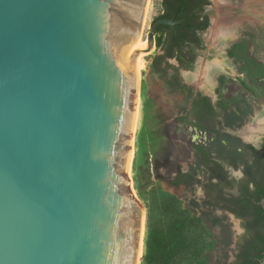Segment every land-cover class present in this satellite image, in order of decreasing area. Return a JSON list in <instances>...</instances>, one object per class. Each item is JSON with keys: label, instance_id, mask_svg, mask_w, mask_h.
I'll return each mask as SVG.
<instances>
[{"label": "water", "instance_id": "1", "mask_svg": "<svg viewBox=\"0 0 264 264\" xmlns=\"http://www.w3.org/2000/svg\"><path fill=\"white\" fill-rule=\"evenodd\" d=\"M150 6L0 0V264H143L136 64L156 54L158 26L178 24L156 20L133 47ZM219 8L217 23L241 13Z\"/></svg>", "mask_w": 264, "mask_h": 264}, {"label": "rangeland", "instance_id": "2", "mask_svg": "<svg viewBox=\"0 0 264 264\" xmlns=\"http://www.w3.org/2000/svg\"><path fill=\"white\" fill-rule=\"evenodd\" d=\"M208 1L209 27L200 35L204 50L197 54L191 73H179L181 82L193 92H201L199 82L204 81L203 73L207 67L226 63L227 67L211 74L210 87L213 94L208 96L215 101V78L223 75L225 84L221 88L222 96L244 98L252 105L251 113L245 121V125L251 128L255 117L264 113V79L252 83L261 93V98L254 101L242 94L236 83V77L242 76L238 73L241 64L228 59L226 50L243 36L247 57L264 65V22L242 23L234 37L221 49L215 35L216 26L221 22L217 23L216 17L220 4L228 2L226 4H229V9L240 8L246 0H222L223 3H220L221 0ZM161 12V0H152L147 29L140 31L143 40L146 41L152 21ZM231 14L236 13L231 11ZM156 54H161L158 49ZM152 58L141 62L144 85L135 140L138 154L132 161V182L148 216L147 232L153 229L164 231L173 221H184L188 246L176 258L175 264L222 263L227 258L225 246L221 231L212 224V220L222 219L226 230L231 232L232 241L239 237L241 230L238 221L232 216H225L220 211H212L203 206L201 184L206 179V166L198 152H205L210 161L228 168L226 159L230 155L231 144L214 139L195 128L190 112L191 99L186 92L170 89L167 82L151 70ZM169 63L174 64L173 60ZM187 74L194 76V81H189ZM202 94L207 95L204 92ZM183 179L191 185H182L180 181ZM229 246L233 247V243Z\"/></svg>", "mask_w": 264, "mask_h": 264}, {"label": "trees", "instance_id": "3", "mask_svg": "<svg viewBox=\"0 0 264 264\" xmlns=\"http://www.w3.org/2000/svg\"><path fill=\"white\" fill-rule=\"evenodd\" d=\"M208 6H210L208 0H161L162 12L152 21L153 23L159 19H169L178 22L173 28L163 25L157 27L154 35V43L161 54L154 55L150 68L155 74L167 82V86L170 89L174 91L187 90L188 98L190 99L191 90L182 85L179 78V70H192L196 57L195 50L204 49L200 35L209 27V17L205 13ZM156 36L159 37L156 39ZM242 50L243 45L237 43L229 51L228 55L232 58L240 59L239 53ZM170 60H173L176 65H171L169 63ZM248 64L253 66L254 76H258L260 73L264 75V68L252 62H248ZM220 82H223L222 79ZM239 82L244 89L251 90L244 81L240 80ZM216 108H219L226 114L227 105L223 101L212 105L208 98L200 95L191 99L190 112L196 122L195 125L199 129L215 135L219 139L223 138L224 140H230L232 143L234 142L236 145H240L237 139L222 134L216 129V118L218 116ZM234 121L228 122L225 126H232ZM241 148L254 155L252 163H245L244 167L247 174L253 178L255 186L251 191L247 189L242 191L239 198L231 201V206L224 207L223 209L230 211L237 217L244 215L264 216L262 207H259L257 204L264 199V165L260 166L261 161L257 158V152L251 146L241 145ZM199 153L202 163L206 166L208 181L210 182L215 178V173L221 169V165L218 162L210 161L205 152L199 150ZM238 165L236 162L234 166L237 167ZM253 169H255L254 172ZM259 172H263L261 177H259ZM185 178L187 179L188 176ZM259 178H262L261 182ZM186 179L180 182L182 185L188 187L191 184ZM206 186L204 185V187ZM193 205L195 207L197 206L195 203ZM204 205L207 207L213 206L210 201H205ZM213 208L216 207L213 206ZM212 224H220V220L214 219L212 220ZM185 232H187L185 222L178 220L173 221L164 231L158 229L149 230L144 242V264H175L176 258L188 246V237ZM251 247H256L255 243H252Z\"/></svg>", "mask_w": 264, "mask_h": 264}, {"label": "flooded vegetation", "instance_id": "4", "mask_svg": "<svg viewBox=\"0 0 264 264\" xmlns=\"http://www.w3.org/2000/svg\"><path fill=\"white\" fill-rule=\"evenodd\" d=\"M236 29L237 28L235 27L234 33L229 35L228 39H223L222 42L225 40L227 43L229 40H231L235 35ZM245 42H246L245 37L242 36L238 41L232 43L226 50V57L241 64L238 68V73L241 74L242 76L236 77V83L242 94L247 95L248 97H250V99L255 101L261 98L262 95L253 87L252 83H254L255 80L257 81L260 79H264V75L260 73L258 74V76H254L253 66L249 65L248 62H252L253 64L259 65L262 68H264V65L261 64L260 62L257 61L255 62L254 60L250 59V57H247V55L245 54V48H246ZM237 43H241L243 45V50L239 53L240 59H235L228 55L229 51ZM219 44H221L220 41ZM203 48H204V44H203ZM203 50H195L196 57L197 54ZM196 57H195V61H196ZM195 61L193 63V66L195 64ZM173 65H176V63ZM221 66L223 67H217L213 69L215 65H212L207 67L206 70L212 69L211 70V74H212L227 67V64L222 63ZM190 71L191 70L180 69L179 73L183 72L189 74L191 73ZM188 74L186 75V77L189 79V81H194L195 77H193L194 79L191 80L189 78L190 75ZM202 79L204 81L199 82V85H202V83L205 82V78ZM221 79L223 82H220ZM240 80L244 81L245 84L249 86L251 90L244 89L240 85L239 82ZM215 82H216V87L214 88V95H216L215 101H213L208 96V94L210 95L213 94V91L211 90L210 87V82L206 89L200 86L198 87L202 93L204 92L207 95L202 94L200 91L193 92V90L190 87H188L183 82H181L182 85L188 87L191 90V99L200 95L202 97L208 98L212 105H216L220 101L226 103L227 105L226 114H224V112H222L219 108H216V110L218 111V116L216 118V123H217L216 129L219 130V132L222 134H226L229 135L230 137L237 139L240 143V145H236L234 144V142L232 143L230 140H224L223 138L219 139L215 135L207 133L206 131L200 129L204 133L211 135L214 139L227 142L228 144L230 143L232 148L231 150L229 149L230 155L228 159H226V167L228 168H225V166L219 163L221 165V169L215 173L216 174L215 178H213L210 182L208 181V176H207L208 174L206 171L205 182L202 184L200 183L204 196L202 200V204L204 207H207L204 205V202L210 201L211 204L216 208L210 206L207 207L208 209L212 211H220L225 216L231 215L236 221H238L239 229L241 230L239 237L236 238L235 241H232L231 232L226 230V225H224L222 219L217 218L220 220V224H216L214 226H217L221 231L222 243L225 246L224 251L227 257L226 260L218 264H260V262L264 257V247H263L264 216L244 215L242 217H237L230 211L225 210L223 208L231 206L232 205L231 201L239 198L241 196L242 191H244L245 189L250 191L254 189L255 185L253 178H251V176L247 174V171L244 167L245 163L247 164L252 163L254 159V155L249 151L243 150L241 148V145L251 146L257 152L258 155L257 158H259V160L261 161L260 166L264 165V113H262L263 115L260 114L261 116L258 115L257 117H255L254 119L255 121L253 123L254 126H252L253 128L251 127L252 129H250L251 133L248 132L251 136V139H245L243 134L246 130L250 128L249 126L245 125V121H246V117H248L251 113L252 105H250V103H248V101L244 98L231 97L230 95L222 96L221 88L225 84V77L223 75L217 76L215 78ZM180 91L186 92L188 95L187 90H180ZM190 109H191V103H190ZM192 118L195 128H198L195 125L196 122L193 116ZM233 120L235 121L232 126L230 127L225 126L228 122H231ZM256 124L260 126L259 129H255ZM233 161H235V163L232 164ZM236 162L239 164L237 167L234 166L236 165ZM254 171L255 169H253V172ZM259 174H260L259 177H261V174L263 175V172L262 173L259 172ZM259 180L261 182L262 178H259ZM196 182L199 183V181ZM204 185L207 186L204 187ZM257 204L259 207H261L260 202H258ZM231 243H233V247L229 246ZM252 243H255L256 247H251Z\"/></svg>", "mask_w": 264, "mask_h": 264}, {"label": "bare ground", "instance_id": "5", "mask_svg": "<svg viewBox=\"0 0 264 264\" xmlns=\"http://www.w3.org/2000/svg\"><path fill=\"white\" fill-rule=\"evenodd\" d=\"M220 3H223L222 0L220 1ZM226 3H228V2H226ZM240 9H241V13L237 17H235L233 19H231V18L226 19L225 18L219 23V25L216 26L215 35H216V38L221 42V44L219 45V46H221L220 47L221 49L223 48V45L226 44V41L224 40L222 42V40L228 39L229 35L234 33L235 27L238 28L244 22H253V23L264 22V12H262V11H264V0H246L242 3V5L240 6ZM133 47L139 48V49H143L146 47V41L141 38V32L140 31L137 34V37L135 39ZM221 65L222 64L215 65V67L213 69H215L217 67H222ZM136 66L139 68L142 67L141 63L136 64ZM211 70L212 69L205 70V72L203 73V78H205V82L202 83V85H199L200 87H202L204 89H206L208 87L209 82H210L209 77L211 74ZM190 76H189V78L191 80H193L194 76H191V77ZM256 123H257V121H256ZM255 127H256L255 129H259L260 126L258 124H256ZM250 129H252V128H249L248 130H246L244 132L243 135H244L245 139H251V136L249 134V133H251Z\"/></svg>", "mask_w": 264, "mask_h": 264}]
</instances>
